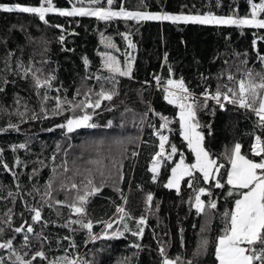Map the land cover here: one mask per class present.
Masks as SVG:
<instances>
[{"label": "trees", "instance_id": "16d2710c", "mask_svg": "<svg viewBox=\"0 0 264 264\" xmlns=\"http://www.w3.org/2000/svg\"><path fill=\"white\" fill-rule=\"evenodd\" d=\"M16 3L39 6L40 0H0V5L12 6ZM75 3L76 0H53L54 6L63 10H71ZM253 3H259V0H253ZM121 5L126 10L152 13H212L216 16L240 18L251 13L248 0H116L112 7L118 10ZM84 6L87 7V3ZM261 17L264 18V13ZM46 19L47 24L32 14L0 12V87L4 88V92H0V105L12 111L15 108L14 100L19 96L41 116L38 120H28L26 123H20L16 116L2 115L0 118V128H6L9 120L19 124V131L9 129L0 132V220L6 219L4 213L12 209L13 227L23 224L26 229L28 224H32L33 213L27 208L41 207L40 196L33 191V185L43 192V185L52 175L51 158L54 154L56 165L66 159L70 169L94 167L86 162L90 159H103L107 184L90 198L87 205V218L93 221L95 234L99 235L104 230L101 221H115L118 217L116 207L124 205V200L115 187H119L127 196L125 207L132 219L126 218L123 222L127 223L129 231L119 239H97L92 242L87 230L80 229L78 225H72L75 231L61 226L69 219L76 218L70 214L69 208L59 207L58 214L56 206L44 205L42 221L47 222V226L38 223L33 227L35 232L42 231L46 240H39L33 234L30 236L29 248L23 249V236L26 233L16 234L0 224L5 229L0 242L15 237L14 247L21 254L27 251L29 255L26 259H30L36 251L43 250L48 260L67 254L71 259L79 256L92 260L94 264H119L125 257L130 258L129 264H160L161 245L166 248L170 257L180 254L187 258L191 257L201 237H207L214 244L225 226L223 213L233 206L235 199V195H228L230 186L226 181L231 165L226 159V153L239 142L242 154L259 161L260 157L251 154L250 146L254 135L250 133L264 138V129L254 127L256 117L251 111L233 105H226V110H220L214 101H210L207 110L198 111L197 119L201 124L198 130L204 136L203 144L210 157L224 167L210 183H204L200 177L194 181L192 188L186 183V177L177 194L175 189L165 188L164 184L180 159V154H183L186 164L193 163L194 157L180 135L179 110L164 99L163 87L168 79H183L186 87L202 98L205 89L215 92L218 83H229L228 73L239 78L245 68L264 71V66L259 61V56H264V29L173 24L168 21L137 23L124 19L105 22L94 17H68L56 13H49ZM121 34H127L133 45L132 78L117 77L119 84L116 85V90L119 94L111 102L103 101L101 108L95 112L87 109L93 117L91 122L97 124V128H81L69 135H65V130L56 125L63 123L65 117L72 113L52 116L51 109L55 106V100L50 99L47 103L49 118L44 119L31 77L21 79L5 63L9 52L14 53L8 61L13 70L18 60L25 65L31 60L37 62L35 67H40L38 62L46 59L47 63L43 65L45 73L54 72L56 76L53 90L48 95L55 97L58 95L55 89H60V97L67 96L71 100L76 96L77 89H80L81 95L76 96L79 101L84 98L83 93L88 89L97 93L101 84L105 88L112 87L111 83L96 79L97 76L110 75L102 68L100 53L106 51L103 40L112 41L123 66L128 40ZM60 36L64 37L63 43L60 42ZM253 40H256L255 47ZM85 58L88 60L87 67L84 64ZM244 60H247V65L241 63ZM85 76L89 78L86 80ZM156 77L162 78L160 85H157ZM5 78L9 81L7 84L4 83ZM95 98L93 95V99ZM76 114L83 113L77 110ZM162 116L170 121L164 129L160 128ZM109 121L113 124L111 128L106 127ZM156 132L168 137L166 151L170 152L171 146L175 145L177 154L171 161H161V168L154 182L153 173L149 169L153 156L159 151ZM21 143L27 145L26 149L12 150L14 145ZM133 153L136 155L133 156ZM17 159L20 161L18 165ZM73 161L76 162L75 165ZM4 164L11 171H6ZM34 170H37V174L33 176ZM121 173L123 180L120 179ZM72 174L70 171L61 179ZM195 175L199 177V173ZM75 179L79 183L82 177L77 176ZM217 179L223 187H215ZM201 187L211 195L201 197L205 211L197 214L191 205L195 202L196 191ZM9 191L18 193L15 203L8 197ZM147 194L153 197L150 209L145 204ZM65 195L64 191L54 193L55 198L61 201L65 199ZM68 195L71 202L75 193ZM209 201H214L217 207H208ZM142 216L146 221L144 225H140L144 228L143 235L133 236L131 233L138 229L136 221ZM114 230L123 231V224L113 223V229L109 232ZM66 236L71 238L75 247H71L69 240L64 239ZM131 244H140L141 248L137 250L130 247ZM7 255V252L0 250V256ZM5 264H8L7 260ZM33 264L47 262L37 258ZM199 264H217L214 247H210L208 253L199 258Z\"/></svg>", "mask_w": 264, "mask_h": 264}, {"label": "snow or ice", "instance_id": "6c2138e0", "mask_svg": "<svg viewBox=\"0 0 264 264\" xmlns=\"http://www.w3.org/2000/svg\"><path fill=\"white\" fill-rule=\"evenodd\" d=\"M116 0H76V3L72 6L71 10H63L56 8L53 4V0H40L39 6H24L19 3L15 5H0V12L3 13H27L32 14L38 19L47 24L46 19L49 13H56L59 16H87L94 17L98 21H112L113 19H124L125 21H135L137 23L141 21H168L173 24H201V25H216V26H236L239 28H254L264 29V18L261 14L264 13V0H259V3H253V0H248L251 7V13L249 16L240 18L236 16H216L212 13L203 15L193 14H169L166 12L152 13L147 11H131L126 10L122 5L118 10L113 9V4ZM87 3V7H85ZM79 5V6H77ZM59 27V26H58ZM63 31V28H61ZM123 35L125 40H128L127 34ZM60 42L63 43L64 37L60 36ZM264 39V38H262ZM129 47H133L130 40H128ZM107 47L115 48V45L109 40ZM256 46V40H253V47ZM45 52L47 49L45 48ZM14 53L9 52L8 58L5 61L9 70L14 74H19L21 79H28L31 77L32 86L35 90V94L39 99L40 113H43L44 119H48L47 103L50 99L55 100V106L51 109L52 116L64 115L65 112H71L72 115L66 116L65 121L56 127L64 129L65 135H69L81 128H97L98 125L92 123V114L87 112V109H92L95 112L96 109L101 108L103 101L111 102L114 97L119 93L116 90V85L119 84L117 77L132 78V65L130 61H125L121 66L119 60L115 56L107 53L102 56V68L106 70L110 75L107 77L97 76V81H107L111 83V88H105L101 84V89L97 93H93L91 89L83 93L84 98L77 101L76 96L81 95L80 89H77L76 96H73L71 100L67 96L60 97V89H55L58 93L55 97L48 95L49 91L53 90V81L56 79L54 72L45 73L43 65L47 63L46 59H42L38 63L40 67H35V63L30 62L25 65L22 61H17L15 69H11L8 61L11 60ZM259 61L264 66V56H259ZM247 65V60L241 62ZM85 67L88 65V60L84 59ZM171 74V69H169ZM89 77L85 76L87 80ZM161 77H156L157 85L161 84ZM227 80L229 83H218L215 92L205 91L200 96H196L191 90L186 87L183 79L174 80L168 79L164 84V99L170 104L179 109V124L180 135L187 143L188 149L195 157V162L186 164L183 154H180L179 162L175 164V167L171 169V175L167 182L164 184L165 188L175 189L177 194L180 193V185L182 181H185L190 188L193 187L194 181L202 177L204 183H210L211 180L216 179L215 174H218L220 169L224 167L223 164H218L217 160L210 157L209 152L205 149L203 141L204 136L198 130L201 128V124L197 119L198 111L207 110L210 107L209 102L214 101L215 105L220 110H226V105H233L240 109L251 111L256 117V124L254 127L264 129V71H254L253 69L245 68L240 73L239 78L232 74H227ZM9 81L5 78L4 83ZM234 82V83H233ZM41 89L44 91L42 92ZM0 92H4V88L0 87ZM93 95L96 97L93 99ZM15 108L9 111L7 108L0 105V118L2 115L16 116L20 123H26L28 120H38L41 118L40 114L29 108L27 102L17 96L14 100ZM21 108L23 110H21ZM77 110L83 113L77 115ZM108 110H111L109 108ZM130 111V109H126ZM31 113V115H29ZM163 123L160 125L161 129L168 126L170 121L167 117H161ZM106 127L111 128L113 124L108 122ZM19 131V124L8 121L6 128H0V132L7 130ZM51 131V129H49ZM159 139V151L155 153L152 158V166L149 171L153 173L152 179L155 182L161 168V161H171L172 157L177 154V148L175 145L171 146L170 152H167L165 145L168 142V137L161 132L155 133ZM254 135V141L250 146L251 154L254 157H260L259 161H255L246 155L242 154V145L237 142L226 153V159H228L231 168L227 172V184L230 186L228 195H235L234 204L230 209L225 210L223 213L225 226L214 244L207 237H201L193 251L191 257H185L177 254L174 258L170 257L166 251V248L161 245L159 248L160 264H199V258L205 256L208 253L210 247H214V256L217 264H264V138L262 135ZM26 144H19L13 146V151L17 148L26 149ZM60 149V145H57V150ZM2 151V150H0ZM67 155V153H65ZM136 153H133L135 156ZM53 167L52 175L48 178L47 182L43 185V192L40 188L33 185V191L40 196L39 203L41 207L31 206L27 210L32 214V224H28L25 229L24 225L13 227L12 224V209H8L4 213L6 219L0 220V224L11 229L16 234L26 233L23 236L22 248L28 249L30 246V236L35 235L39 240H46L43 236V232H35L34 224L43 223V226H47V222L42 221V207L47 205L48 207L56 206L58 212L59 207H67L70 209V214L74 215L75 219H69L62 227L68 228L69 231H75L72 225H78L80 229L87 230L88 236L92 242L97 239H119L124 233L129 231L127 223H123L125 219H132L130 213L127 211L125 205L128 198L124 195L119 187H115V190L120 193L121 198L124 200V205H118L116 212L118 217L115 221H101L104 224V230L101 234L97 235L93 232V221L87 218V205L90 202V198L98 194L103 187L107 184V178L105 177L103 159H90L86 163L93 165L94 167H74L70 169L68 167L67 160H63L59 165L55 164L56 156H52ZM20 163L19 159L16 160V164ZM43 164V161L40 162ZM73 161V165H75ZM6 171H11L7 164L3 165ZM113 167H116L113 164ZM62 170V171H61ZM72 171V176H67L65 179H61L64 174ZM199 173V177L195 175ZM37 174V170L33 171V176ZM81 176L82 179L79 183L76 182V177ZM97 176H99V183H97ZM15 178V173H13ZM31 179V177H30ZM120 179L123 180L122 173ZM59 182V187L57 183ZM224 185L217 179L215 187L221 188ZM19 187V186H17ZM64 191L65 199L63 201L55 198L54 193ZM69 193H75L72 196L71 202H69ZM211 195L210 192H206L204 188H199L194 196V207L197 214H201L205 211V204L201 200L203 195ZM17 194L8 192V197L15 203V197ZM153 197L151 194H147L145 204L150 209ZM208 207L215 209L217 207L214 201H209ZM59 214V212H58ZM113 223L123 224V231L114 230ZM138 225L137 231L131 234L136 237H142L144 228L140 225L146 223L145 218L142 216L136 221ZM5 229L0 227V236L4 235ZM204 231V229H201ZM69 240L70 246L75 247L70 237H64ZM15 237L0 242V250H4L8 253L7 257L0 256V264H5L7 260L8 264H33V261L39 258L46 261L47 264H94L92 260L86 258L71 259L66 254L64 256H57L53 260H48L46 253L43 250H38L31 255L30 259H26L29 255L27 251L21 254L14 247ZM181 246H184L182 241ZM43 245L41 246V248ZM137 250L141 248L140 244H131ZM130 258H123L119 264H129Z\"/></svg>", "mask_w": 264, "mask_h": 264}, {"label": "rangeland", "instance_id": "374dc122", "mask_svg": "<svg viewBox=\"0 0 264 264\" xmlns=\"http://www.w3.org/2000/svg\"><path fill=\"white\" fill-rule=\"evenodd\" d=\"M109 40L108 39H104L103 40V47L106 49V51L105 52H102V53H100V58H101V63H102V56H103V54H105V53H107V54H109V55H113V56H115L116 57V59L118 60V56H119V54H118V51H117V48L115 47V48H110V47H107L106 45H107V42H108ZM111 43L113 44V42L111 41ZM114 45V44H113ZM128 48H127V51H126V53L124 54V62L127 60V61H130L131 63H132V60H133V52H132V50H133V47H129V43H128V46H127ZM186 142V141H185ZM186 145H187V143H186ZM192 153V152H191ZM193 155V154H192ZM193 157H194V155H193ZM179 162V160L176 162V163H178ZM194 162H195V157H194ZM193 162V163H194ZM174 167H175V165H174ZM231 168V167H230ZM217 175L218 174H215V176L217 177Z\"/></svg>", "mask_w": 264, "mask_h": 264}, {"label": "built area", "instance_id": "2783aa9c", "mask_svg": "<svg viewBox=\"0 0 264 264\" xmlns=\"http://www.w3.org/2000/svg\"><path fill=\"white\" fill-rule=\"evenodd\" d=\"M177 109H178V108H177ZM178 110H179V109H178ZM76 258H79V256H76L75 259H76Z\"/></svg>", "mask_w": 264, "mask_h": 264}]
</instances>
